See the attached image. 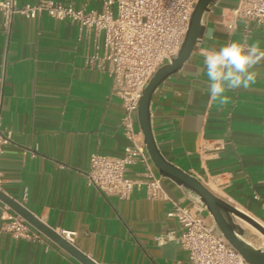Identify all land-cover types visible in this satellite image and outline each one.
<instances>
[{"label": "crops", "instance_id": "0c3cea01", "mask_svg": "<svg viewBox=\"0 0 264 264\" xmlns=\"http://www.w3.org/2000/svg\"><path fill=\"white\" fill-rule=\"evenodd\" d=\"M40 1L15 0L19 7ZM46 1L99 11L106 0ZM237 4L217 0L211 7L197 50L154 92L150 119L165 160L264 225V65L257 83L229 92L224 107L209 103L202 71L203 53L212 48L234 40L264 47V22L246 31ZM2 24L0 14L1 121L13 137L0 156L1 190L57 233H73L70 243L97 264H189L180 225L168 217L171 201L196 203L188 191L163 178L171 201L139 193L122 201L86 183L92 154L118 158L129 145L112 77L87 64L96 45L102 55V38L47 16H16L9 32ZM209 28L214 40L204 37ZM135 129L141 133L138 120ZM140 171L133 167L128 175ZM0 264L81 263L45 236L34 241L0 232Z\"/></svg>", "mask_w": 264, "mask_h": 264}, {"label": "built area", "instance_id": "2783aa9c", "mask_svg": "<svg viewBox=\"0 0 264 264\" xmlns=\"http://www.w3.org/2000/svg\"><path fill=\"white\" fill-rule=\"evenodd\" d=\"M199 0H106L102 10H89L73 3L62 4L42 0L37 5L19 7L15 0L0 3L3 28L9 32L16 16L37 20L43 16L76 25L81 32L102 38V55L97 52L87 64L108 73L113 79L114 95L124 111L121 128L129 141L122 157L94 153L85 175L89 187L104 197L127 200L134 193L151 201H171L147 154L141 133L135 129L139 101L154 74L172 63L187 34L194 8ZM236 17L246 24L264 22V0H238ZM0 110V156L12 143L13 133L2 127ZM26 154V152L24 153ZM140 167L137 178L128 173ZM1 189V188H0ZM172 202L168 217L180 225L179 243L188 255L189 264H247L225 240L200 203L183 206ZM0 202L3 224L0 232L15 239L41 241L43 235L25 220L9 212ZM264 213V203L262 205ZM208 213L210 219L205 218ZM239 225V218L234 217ZM262 225V224H261ZM264 227V225H262ZM72 242L73 233L61 234ZM169 237L160 238V241ZM264 238V237H263ZM261 249V248H260Z\"/></svg>", "mask_w": 264, "mask_h": 264}, {"label": "water", "instance_id": "95a60500", "mask_svg": "<svg viewBox=\"0 0 264 264\" xmlns=\"http://www.w3.org/2000/svg\"><path fill=\"white\" fill-rule=\"evenodd\" d=\"M217 0H199L191 16L189 28L182 46L172 63L160 68L149 81L139 101L137 120L143 136L147 154L158 174L184 188L200 203L211 216L217 231L242 256L247 264H264V249H257L244 239V231L235 222L239 218L255 228L264 236V227L234 206L217 197L200 180L169 163L161 155L155 143L151 127L150 105L154 92L170 76L177 73L189 60L200 45L204 21L207 13ZM0 202L14 214L25 220L31 227L40 232L54 244L74 257L81 264H97L79 251L61 234L42 223L19 202L15 201L0 189Z\"/></svg>", "mask_w": 264, "mask_h": 264}, {"label": "clouds", "instance_id": "9594fccd", "mask_svg": "<svg viewBox=\"0 0 264 264\" xmlns=\"http://www.w3.org/2000/svg\"><path fill=\"white\" fill-rule=\"evenodd\" d=\"M205 39L214 40V29H207ZM264 65V47L259 41L234 40L203 53L209 103L224 107L231 102L229 92L248 90L257 83Z\"/></svg>", "mask_w": 264, "mask_h": 264}, {"label": "rangeland", "instance_id": "374dc122", "mask_svg": "<svg viewBox=\"0 0 264 264\" xmlns=\"http://www.w3.org/2000/svg\"><path fill=\"white\" fill-rule=\"evenodd\" d=\"M240 219L239 226L244 231V239L249 242L252 246H254L257 249H264V236L259 232H256L255 230H252L246 222ZM243 223V224H242ZM247 224V225H246ZM249 225V226H248ZM263 237H262V236Z\"/></svg>", "mask_w": 264, "mask_h": 264}, {"label": "bare ground", "instance_id": "6f19581e", "mask_svg": "<svg viewBox=\"0 0 264 264\" xmlns=\"http://www.w3.org/2000/svg\"><path fill=\"white\" fill-rule=\"evenodd\" d=\"M244 223V222H243ZM242 223V224H243ZM247 225V224H246ZM249 226V225H248ZM252 230H255L256 232H258L255 228H253L252 226H249ZM259 233V232H258ZM262 236V235H261ZM263 237V236H262Z\"/></svg>", "mask_w": 264, "mask_h": 264}]
</instances>
